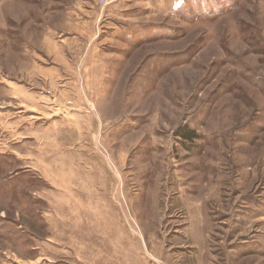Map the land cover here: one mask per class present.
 Wrapping results in <instances>:
<instances>
[{
	"label": "rangeland",
	"instance_id": "374dc122",
	"mask_svg": "<svg viewBox=\"0 0 264 264\" xmlns=\"http://www.w3.org/2000/svg\"><path fill=\"white\" fill-rule=\"evenodd\" d=\"M0 264H264V0H0Z\"/></svg>",
	"mask_w": 264,
	"mask_h": 264
},
{
	"label": "trees",
	"instance_id": "16d2710c",
	"mask_svg": "<svg viewBox=\"0 0 264 264\" xmlns=\"http://www.w3.org/2000/svg\"><path fill=\"white\" fill-rule=\"evenodd\" d=\"M180 133L185 139H192V136L194 135V133L188 129H183Z\"/></svg>",
	"mask_w": 264,
	"mask_h": 264
},
{
	"label": "crops",
	"instance_id": "0c3cea01",
	"mask_svg": "<svg viewBox=\"0 0 264 264\" xmlns=\"http://www.w3.org/2000/svg\"><path fill=\"white\" fill-rule=\"evenodd\" d=\"M46 71H44L43 73H45V74H48V75H54V76H56L57 74H59V71H54V70H50V69H45ZM49 82V81H48ZM50 83V82H49ZM63 82H56L55 84H56V86H59L60 84H62ZM52 85V84H51ZM53 86V85H52Z\"/></svg>",
	"mask_w": 264,
	"mask_h": 264
},
{
	"label": "built area",
	"instance_id": "2783aa9c",
	"mask_svg": "<svg viewBox=\"0 0 264 264\" xmlns=\"http://www.w3.org/2000/svg\"><path fill=\"white\" fill-rule=\"evenodd\" d=\"M102 3H104V1Z\"/></svg>",
	"mask_w": 264,
	"mask_h": 264
}]
</instances>
